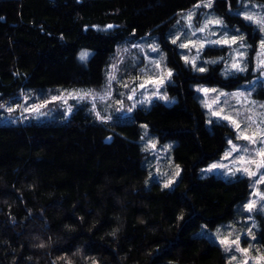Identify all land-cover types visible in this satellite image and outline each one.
<instances>
[{
	"label": "trees",
	"instance_id": "obj_1",
	"mask_svg": "<svg viewBox=\"0 0 264 264\" xmlns=\"http://www.w3.org/2000/svg\"><path fill=\"white\" fill-rule=\"evenodd\" d=\"M196 1L0 0L1 99L27 88L99 84L118 45L146 33L166 50L167 88L176 96L136 106L117 123L94 120L83 104L42 121L0 123V264H226L221 245L195 231L231 217L249 179L198 173L232 129L206 124L191 83L233 86L247 74L224 77L218 65L196 72L182 61L167 31ZM230 5L237 0L212 6L249 30L252 51L257 30ZM82 48L91 49L83 60ZM257 95L264 99V87ZM141 122L175 140L181 173L171 187L145 184ZM257 237L264 244V218Z\"/></svg>",
	"mask_w": 264,
	"mask_h": 264
},
{
	"label": "rangeland",
	"instance_id": "obj_2",
	"mask_svg": "<svg viewBox=\"0 0 264 264\" xmlns=\"http://www.w3.org/2000/svg\"><path fill=\"white\" fill-rule=\"evenodd\" d=\"M207 3L208 0H198L178 13L167 31L168 39L172 43L176 41L174 44L182 61L185 63L184 57L187 56L189 63L185 64L190 65L196 72H200V68L207 70L210 66L218 65L219 72L224 77L238 73L247 74V76L233 86L204 81L191 83L199 95L206 124L210 126L212 120L225 121L232 129V132L227 134L222 151L206 163L199 165L198 173L200 175L213 173L226 179H232L236 175L247 176L250 189L248 195L236 203V211L231 217L219 221L214 226L201 222L195 232L221 245L226 264H245V262L264 264L262 259L264 244L257 237L261 220L264 218V199H262L264 183H257V181L264 176V168L258 170L256 166L261 160L257 152L264 148V142H262L264 137L260 135L264 133V99L257 95L258 88L264 87V65H261V61H264V48L260 45L261 40L264 39V31L260 30L261 25L245 19L246 16H252L255 20L264 18V1L237 0L236 6H229L233 12L240 14L246 22L251 23L254 31L257 30L258 35L254 39L255 46L252 51L253 42L248 35L249 30L238 22H228L215 11L213 6L206 7ZM189 14H191L190 23L187 19ZM215 20H220L221 23H210ZM206 24L208 27L203 32L198 31ZM250 33L253 38V33ZM233 36L237 38L235 44L214 43L224 39L231 41ZM181 44H188L189 47H180ZM201 44L204 45L203 48ZM153 48L156 51H152ZM207 48H218V50L210 51ZM81 53L89 55L91 49H80L77 53L78 58ZM240 53H243L242 57ZM193 59H195V66L191 62ZM156 62H159L160 67H156ZM236 62H239L244 71L231 67ZM168 71L173 73V68L167 63L166 50L162 47L157 34L146 33L138 36L133 42L124 41L118 45L116 53L113 54V60L110 61L104 78L99 84L27 88L14 95L17 96L16 100L12 97L0 98V106H2L0 107V123L42 121L57 115L54 113L56 109L69 114L77 104H83L85 110L96 121L122 122L130 116L136 106L148 107L156 99L168 104L175 101L176 96L170 94L167 88V83L172 79V76L167 78ZM113 74L115 79H110ZM162 77L166 78L165 83L159 87L155 84L145 88L139 87L140 84L158 81ZM200 88L215 89V91L204 93L198 91ZM154 92L158 94L153 95ZM129 96L132 99H129ZM53 97L58 99L53 100ZM41 104L44 106L39 107ZM9 108L13 111H8ZM32 108L38 110H25ZM213 113H219V116ZM225 116L231 119H223ZM59 118L58 116L57 119ZM232 121L238 123L240 128L237 129ZM140 129L138 140L145 152L142 163L147 168L145 184L158 180L165 186L169 180H172L173 183L168 186L171 187L181 173V164L174 159L171 151L175 140L172 138L161 140L146 122L140 123ZM243 136L253 137L256 143H250L243 139ZM152 145L155 147H151ZM234 145L237 151L228 155ZM212 165H219V167L213 168ZM177 168H179L178 176ZM243 168H247L250 172H257V175L249 176L244 171H238ZM254 193L260 195H254ZM254 200L255 206L252 211H249L245 206ZM238 237L240 238L239 249H247L246 252L238 251L236 245L226 250V245L221 243V240L234 241Z\"/></svg>",
	"mask_w": 264,
	"mask_h": 264
},
{
	"label": "snow or ice",
	"instance_id": "obj_3",
	"mask_svg": "<svg viewBox=\"0 0 264 264\" xmlns=\"http://www.w3.org/2000/svg\"><path fill=\"white\" fill-rule=\"evenodd\" d=\"M212 2H213V0H208V3L205 6L206 7H211L212 6ZM197 7H199V5H197ZM187 19L189 20V23H190L191 22V14H189V16L187 17ZM245 19L246 20H249V21H253V22L261 25L260 30L261 31H264V18H261L259 20H255L254 17H252V16H246ZM210 23L220 24L221 21L220 20H215V21H210ZM107 27L108 28H111L112 25H108ZM207 27H208V25L206 24L204 26V28H200V29H198V31L203 32ZM240 39H243V37H240ZM173 43H176V41L174 40ZM214 43H218V44H235V43H237V38L235 36H233V38H232L231 41H229L227 39H224V40L215 41ZM260 45H261V48H264V39L261 40ZM203 46L204 45L201 44V48H203ZM180 47L188 48L189 45L188 44H181ZM241 47H243V45H241ZM152 51H156V49L153 48ZM87 55H88L87 53H81L80 59L81 60L85 59ZM240 56L242 57L243 56V53H240ZM184 60H185V63H189V59H188L187 56L184 57ZM191 62L193 63V66H195V59H193ZM261 65H264V61H261ZM113 67H115V66H113ZM156 67H160L159 62H156ZM231 67L233 69L238 70V71H244V69L241 68L239 62L233 63L231 65ZM199 71L200 72H204L205 69L204 68H200ZM171 76H172V72L171 71H168L167 72V78H170ZM110 79H115V75L114 74L111 75L110 76ZM165 79H166L165 77H162L158 81H155V80H153V81H147V82H145L143 84H140L139 87L140 88H145V87H148L149 85H152V84H155V85H157V87H159L160 85H163L165 83ZM125 87H127V85H125ZM198 91H201V92H204V93H208L209 91H213L214 92L215 89L200 88V89H198ZM133 92H135V89H133ZM157 94H158L157 92H154L153 93V95H157ZM221 95H223V94H221ZM128 98L129 99H132L131 96H129ZM56 99H58V97H53V100H56ZM43 106L44 105L41 104L39 107H43ZM0 107H2V106H0ZM25 110L26 111H37L38 109L37 108H32V109H25ZM8 111L11 112V111H13V109L9 108ZM213 114L219 116V113H213ZM223 119L229 120L231 118L225 116V117H223ZM249 119H251V118H249ZM232 123L235 125V127L237 129L240 128V125L238 123H236L235 121H232ZM260 135H261V137H264V133H261ZM242 138L245 139V140H248L252 144H255L256 143V140L253 137L243 136ZM262 142H264V140H262ZM151 147L154 148L155 145H152ZM235 151H237V149H236V146L234 145L232 147L231 151L228 153V155H231V152H235ZM257 154L261 157L260 162L256 165L257 166V169L259 170L261 168H264V148L259 149L258 152H257ZM252 162L255 163V161H252ZM212 167L213 168H216V167H219V165H212ZM238 171H244L249 176H256L257 175V172H250V171H248L247 168L238 169ZM176 175L177 176L179 175V168H177ZM172 183H173V181L172 180H169L168 183L165 184V187H168ZM257 183H264V176H262L261 179L259 181H257ZM254 195H260V194L259 193H254ZM262 199H264V197H262ZM255 203H256V201L254 200L251 203H249L248 205H246L245 207L249 211H252L253 208H254V206H255ZM239 239H240L239 237L236 240H234V241H229L227 239H224V240H221V243L224 244V245H226V250H228L229 248H231L232 245H236L238 251H245L246 252L247 249H243V250L239 249ZM253 239H254V237H253ZM233 259H234V257H233ZM262 259H264V257H262ZM245 264H247V262H245Z\"/></svg>",
	"mask_w": 264,
	"mask_h": 264
}]
</instances>
